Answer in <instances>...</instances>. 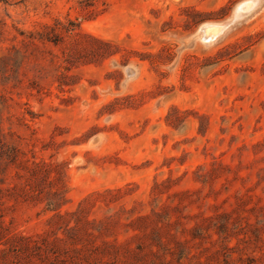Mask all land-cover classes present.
Returning a JSON list of instances; mask_svg holds the SVG:
<instances>
[{"label":"rangeland","instance_id":"obj_1","mask_svg":"<svg viewBox=\"0 0 264 264\" xmlns=\"http://www.w3.org/2000/svg\"><path fill=\"white\" fill-rule=\"evenodd\" d=\"M0 216L18 264H264V0H0Z\"/></svg>","mask_w":264,"mask_h":264},{"label":"trees","instance_id":"obj_2","mask_svg":"<svg viewBox=\"0 0 264 264\" xmlns=\"http://www.w3.org/2000/svg\"><path fill=\"white\" fill-rule=\"evenodd\" d=\"M81 5L91 6L92 0H80ZM39 40L42 41H52L55 44H58L60 39L57 37L60 36L59 32L55 28H49L43 32L34 33ZM57 193V192H55ZM56 195H59L58 193ZM64 205L62 198L59 197L57 200L49 199L47 201L48 211H54L56 213V217L63 218V214H61V208ZM15 239H21L18 236L10 235L9 228L5 224L0 216V264H18L19 258L21 256V251L23 248L21 245H18Z\"/></svg>","mask_w":264,"mask_h":264}]
</instances>
